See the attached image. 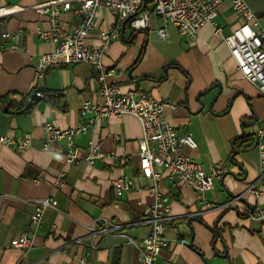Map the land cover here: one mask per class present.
<instances>
[{
    "label": "crops",
    "instance_id": "1",
    "mask_svg": "<svg viewBox=\"0 0 264 264\" xmlns=\"http://www.w3.org/2000/svg\"><path fill=\"white\" fill-rule=\"evenodd\" d=\"M48 2L51 0H0L2 5L16 9L0 19V34L23 30L26 48V52L0 53V97L15 92L28 95L35 89L56 95L53 102L42 99L30 114L0 110V137H28L33 144L25 153L0 145V264H79L89 252L90 260L107 264H140L139 251L128 237L141 242L148 235L151 223L145 212L157 202L152 192L155 184L140 175V121L130 115L101 119L88 133L77 136L81 156L89 141L101 145L105 159L99 158L93 166L69 165L64 141L43 148L48 138L42 129L45 123L69 129L85 120L81 116L85 101L101 102L100 83L88 64L54 67L35 79L41 54L54 49L37 35L39 27H49L50 16L35 7ZM247 5L264 29V0H247ZM61 14L65 27L79 26L80 18L72 11ZM114 19L108 10H99L97 27L88 38L91 46L101 45L100 32ZM216 20L222 36L205 26L198 38L189 42L169 25L170 38L165 41L157 36L165 23L152 16L151 27L145 31H134L127 25L126 40L120 36L113 41L103 59L105 68L113 70L107 77L110 83L145 90L172 105L165 109V119L178 134L191 135L196 143L194 148H185L184 154L193 157L204 171L218 163L229 170L206 192L214 207L208 210L198 205L194 191L176 188L168 177L158 182L156 187L169 209L168 235L174 240L158 264H207L206 260L210 264H264V221L250 216L248 206L255 208L259 202L248 189L259 184L264 187L261 154L258 147L247 148L237 151L231 160L234 142L241 138L243 129L255 144L257 131L264 130V97L238 72L223 42V37L240 24L229 2L224 3ZM215 83L221 84L223 93L210 110L219 93ZM205 92V105H201L197 97ZM255 117L254 126L241 125ZM126 177L132 179V189L118 197L112 181ZM59 178L63 186L57 184ZM47 197L58 203L45 212L44 223L33 239L34 247L29 252L14 249L12 240L32 229L36 200ZM233 199L236 201L230 205ZM260 202L264 205V196ZM212 229L221 233L216 240ZM178 238L193 240L194 249L181 245L175 240Z\"/></svg>",
    "mask_w": 264,
    "mask_h": 264
},
{
    "label": "built area",
    "instance_id": "2",
    "mask_svg": "<svg viewBox=\"0 0 264 264\" xmlns=\"http://www.w3.org/2000/svg\"><path fill=\"white\" fill-rule=\"evenodd\" d=\"M225 2L232 6L233 13L240 20L239 27L223 37L225 46L235 59L237 70L251 85L258 89L264 97V29L260 26V19L247 5V0H51L35 7L37 12L49 14L48 28L37 30L39 40L54 45L51 52L41 54L35 66V79L44 76L49 69L62 68L67 65L88 64L95 69V78L100 83V103L85 101L82 105L81 116L86 117L83 122L69 129H61L52 123H45L43 132L48 138L43 148L49 149L57 141L65 142V156L69 165L86 163L93 166L100 158L105 159L101 145L93 140L89 141L88 148L83 156L76 144V137L88 133L96 127L101 119H110L130 115L137 118L143 130L139 139L140 175L153 182L152 192L157 198L156 204L145 212L151 230L141 242L128 237V241L139 251L140 264H158V259L164 250L174 241L168 235L166 214L168 206L166 199L160 196L157 184L168 177L176 188H187L197 194V202L204 210L213 209L207 199V191L214 188L216 182L222 181L229 172L224 163L212 166L209 172L204 171L193 159L183 153L187 147H196L191 135H180L165 119L164 112L172 105L156 99L150 92L138 88L123 89L108 81L113 70H107L103 59L110 44L118 40L124 22L134 31H145L151 27L152 16L160 18L165 26L159 28L157 36L162 40L170 38L168 26H175L178 35L194 42L199 31L205 26H211L214 34L222 36V28L218 25L217 17ZM106 9L114 16L113 23L100 32L102 43L100 46H91L89 36L96 29V17L99 10ZM145 9V10H144ZM16 11L0 3V19L9 17ZM72 11L80 18L79 26L65 27L62 23V12ZM24 32L21 29L8 30L0 34V53L9 51L26 52L23 42ZM24 108H27L35 99H47V95L40 90H33ZM89 114L92 116L87 117ZM264 176V130L259 129L256 135ZM0 145L25 153L31 150L32 139L1 136ZM261 177V178H262ZM38 183V180H35ZM132 179L118 178L112 181L115 194L118 197L125 195L132 189ZM57 184L63 186L59 178ZM257 198L258 203L250 216L264 221V205L260 198L264 196V187L253 185L249 189ZM57 200L53 197L37 199L31 217V230L12 240V247L21 252H29L34 247V237L44 223L47 209H55ZM92 232L96 229L90 227ZM180 244L187 245L185 238ZM91 252L81 259L79 264H107L90 260Z\"/></svg>",
    "mask_w": 264,
    "mask_h": 264
},
{
    "label": "trees",
    "instance_id": "3",
    "mask_svg": "<svg viewBox=\"0 0 264 264\" xmlns=\"http://www.w3.org/2000/svg\"><path fill=\"white\" fill-rule=\"evenodd\" d=\"M44 93L47 95L46 100L49 102H53V98H55L56 95L53 96V95L48 94L46 92H44ZM29 94L24 95V94H19V93L15 92V93H9V94L3 95L2 97H0V110L6 111L8 113L18 111V112L30 114L34 110L35 105L38 102H40L41 99H35L33 102H31L29 104V106L27 108H24V106L27 103V100L30 96ZM234 144H235V149H234L235 151H244V149L256 147L255 142H253V138L248 137L246 135H244L242 138L236 139ZM249 210H250L249 212L251 213L250 208H249ZM254 210H255V208H254ZM212 231L215 234L214 240L218 239L220 237L221 233H219V231L217 229H212Z\"/></svg>",
    "mask_w": 264,
    "mask_h": 264
},
{
    "label": "water",
    "instance_id": "4",
    "mask_svg": "<svg viewBox=\"0 0 264 264\" xmlns=\"http://www.w3.org/2000/svg\"><path fill=\"white\" fill-rule=\"evenodd\" d=\"M127 22H128V20H126L125 22H124V26H123V28H122V31H121V37L123 38V40L125 41L126 39L124 38V33H125V29H126V26H127ZM131 71L129 72V76L131 77ZM214 88L215 87H218L219 88V93L217 94V95H215V97L213 98V102L210 104V106H209V109L210 110H212V108H213V106H214V104H215V102L217 101V99H218V97H220L221 96V94L223 93V87L221 86V84L220 83H215V85L213 86ZM207 93L205 92V93H202V95L201 96H199V97H197V101H199L200 103H201V105H205V102L202 100V97L204 96V95H206ZM256 122H257V117H255V119H254V121L253 122H251V123H249V122H247V121H243L242 122V126H246V125H252V126H254L255 124H256ZM245 135V129H243V132H242V136H241V138L243 137ZM254 140L255 141H257V139L256 138H254ZM237 151H233V155L231 156V160L233 161V159H234V157L237 155ZM244 171V175H246L247 174V170L245 169V170H243ZM234 201H236V199H233V201L230 203V205H232L233 204V202ZM243 202V201H242ZM245 203V202H244ZM249 206V208L251 209V212H253L254 211V207H252V206H250V205H248ZM219 222H217V224H218ZM188 224H190V221H188ZM188 246H189V248H192V249H194V247H193V240H191L190 242H188ZM224 246H225V250H226V253L228 252V247L224 244ZM206 263L207 264H210V262H208L207 260H206Z\"/></svg>",
    "mask_w": 264,
    "mask_h": 264
},
{
    "label": "rangeland",
    "instance_id": "5",
    "mask_svg": "<svg viewBox=\"0 0 264 264\" xmlns=\"http://www.w3.org/2000/svg\"><path fill=\"white\" fill-rule=\"evenodd\" d=\"M170 26H172V25H170ZM175 27V26H174ZM126 33H127V35L128 34H130V29H129V27H127V30H126ZM180 36V35H179ZM182 38V37H181ZM184 39V38H183ZM162 40V39H161ZM185 40V39H184ZM166 41V40H165Z\"/></svg>",
    "mask_w": 264,
    "mask_h": 264
}]
</instances>
